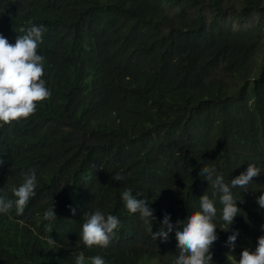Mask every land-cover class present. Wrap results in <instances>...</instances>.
Masks as SVG:
<instances>
[{
  "label": "trees",
  "instance_id": "16d2710c",
  "mask_svg": "<svg viewBox=\"0 0 264 264\" xmlns=\"http://www.w3.org/2000/svg\"><path fill=\"white\" fill-rule=\"evenodd\" d=\"M29 21L46 29L38 54L51 96L30 117L0 122V198L14 201L24 175L37 177L22 215L0 213V264H75L81 252L85 264H174L172 233L162 241L151 231L166 215L176 224L198 211L206 192L217 208L213 264L255 251L264 236V0H0L9 43ZM249 164L260 176L232 189L241 213L228 228L200 169L230 184ZM125 188L147 199L152 228L126 209ZM53 206L57 219L45 220ZM96 209L121 222L106 248L79 239Z\"/></svg>",
  "mask_w": 264,
  "mask_h": 264
},
{
  "label": "clouds",
  "instance_id": "9594fccd",
  "mask_svg": "<svg viewBox=\"0 0 264 264\" xmlns=\"http://www.w3.org/2000/svg\"><path fill=\"white\" fill-rule=\"evenodd\" d=\"M29 27L21 28L24 35H18L14 44L0 34V122L7 125L21 118H28L35 113L37 103L50 98L51 93L46 87L44 76V57L38 54V46L42 42L43 26H35L31 21ZM3 161L0 160V166ZM260 168L249 164L244 172L225 182L223 174L216 173L213 169L203 167L200 169L201 176L205 177L208 184L215 189L213 195L219 193V201L222 205L221 219L228 225H232L234 218L240 215L241 210L237 207V200L232 195V189H246L253 179L260 176ZM116 181L122 177L115 174ZM37 177L34 170L26 173L22 183L11 189L15 200L0 198V213L8 214L15 206L18 215H22L28 202L35 196ZM140 194L133 195L131 189L125 188L121 192V199L126 209L133 214L139 213L145 223L152 228L155 219L153 210L147 199H140ZM257 204L264 208V195H260ZM54 205V204H53ZM75 215V210H73ZM217 215L215 201L207 192L199 198V210L194 212L183 221L176 224L170 222V217L165 216L163 225L159 231L152 233L154 240L160 238L167 241L172 233L175 248L174 264H213L220 252L218 244L212 246L217 240V226L214 219ZM45 220L57 219L54 206L44 213ZM120 220L114 215H107L96 209L94 212L86 213L83 217L79 239L86 247L109 246L114 232L120 226ZM264 227V226H262ZM166 228V231H165ZM239 232H234L228 237L226 246L232 249L236 247ZM50 246L57 243L50 237L47 239ZM91 264H106L100 256L90 257ZM86 258L81 252L75 258V264H85ZM237 264V261H234ZM238 264H264V236L257 241L255 251L244 249Z\"/></svg>",
  "mask_w": 264,
  "mask_h": 264
}]
</instances>
